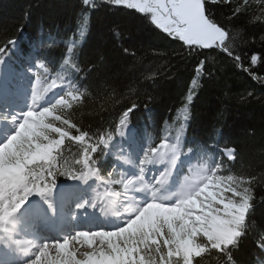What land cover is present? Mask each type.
Masks as SVG:
<instances>
[{
  "label": "snow or ice",
  "instance_id": "obj_1",
  "mask_svg": "<svg viewBox=\"0 0 264 264\" xmlns=\"http://www.w3.org/2000/svg\"><path fill=\"white\" fill-rule=\"evenodd\" d=\"M82 3L92 10L115 6L120 11H128L141 25L160 30L167 38L186 46L190 54L194 52L196 56L205 57L197 63L195 78L185 97L184 123L177 129L175 137L165 136L156 146L146 145L137 159L125 150L124 138L131 127V117L140 105L132 102L122 109L118 123L109 130L101 129L92 134L74 122L68 111L86 94L81 90V78L104 74L106 65L99 62V56L95 57L97 63L91 68H81L75 59L76 41L69 40L61 56L60 71L55 72L51 83L47 82L45 74L54 69L45 61H38L33 72L31 106L21 114L18 122L12 118L16 123L15 132L0 143L6 163L15 166V170L6 174L0 189V248L24 255L28 258L25 264L63 262L65 250L71 264H85L91 253L79 250L82 244L78 233H120L123 229L129 233L125 240L133 250L128 264H133V259L142 264H208L209 258H214L215 264H238V254L244 248L250 230L259 227L261 234L257 247L264 252V224L258 225L254 218L258 194L259 202L264 203V175L259 178L255 175H220L223 164L209 162L208 146L188 142L185 137L189 105L200 86V79L206 83L215 80L213 66L206 67L205 62L216 57L209 56L204 50L223 54L232 61L234 68L248 72L253 79H261L244 66V59L252 66L264 68V52L249 57L247 51L257 42L264 48V0H82ZM218 5H234L230 9L231 15L226 17L231 27L214 18L213 7ZM242 18L246 23L237 24L236 21ZM84 23L80 36L85 34ZM110 31L113 43L122 40L123 32L118 24L111 26ZM15 42L8 40L7 45ZM7 45L0 47V63ZM40 47L46 49L48 45L43 41ZM116 51L125 64L139 59L133 48L121 47ZM129 87H132L131 83ZM57 88L62 89V93L53 103L41 107L40 101ZM61 105L65 106L63 110ZM45 109L54 118L41 123ZM37 114L38 118L33 119ZM33 125L36 132L29 136L26 133L31 132ZM72 130L77 134L74 135ZM118 144L116 163L135 167L138 169L136 175L122 174L117 179L110 172L107 177L102 174V155H112ZM73 145L76 146L74 154ZM25 153H35L40 158H26ZM226 157L234 161L235 148H228ZM194 158L195 163H192ZM186 161H189L188 165H185ZM157 165L163 167L157 170ZM185 167L186 174L182 171ZM178 170L180 178L176 189L165 192ZM149 172L152 173L151 180L146 178ZM57 175L85 183L94 181L96 188L91 206L99 205L103 210L101 206L108 202L123 203L126 200L132 205V211L120 227L77 230L60 240L43 243L21 236L14 230L18 229L17 225L13 229L7 228L6 225L15 220L34 195L47 206L49 213L55 214L56 208L50 198L57 187ZM129 190L144 193L146 199L128 198ZM86 206H89L88 201L77 207ZM145 217H151L147 227L142 224ZM43 219L37 214L35 223L39 224ZM100 251L111 254L108 249L101 248Z\"/></svg>",
  "mask_w": 264,
  "mask_h": 264
},
{
  "label": "trees",
  "instance_id": "obj_2",
  "mask_svg": "<svg viewBox=\"0 0 264 264\" xmlns=\"http://www.w3.org/2000/svg\"><path fill=\"white\" fill-rule=\"evenodd\" d=\"M233 6H214V18L231 27L226 17L231 15ZM82 23L84 36L79 35ZM236 23L246 21L242 18ZM114 24L123 32L122 40L115 43L110 31ZM13 39L20 41L21 52L33 47L37 58L54 69L49 74L53 76L60 71L61 56L69 40L76 41L75 59L81 68H91L99 56V62L106 65L105 72L81 78V90L86 94L68 110L73 121L90 134L109 130L118 123L122 109L135 102L140 106L131 117V127L141 143L148 140L153 146L165 136L175 137L184 123L185 97L195 78L197 63L205 59L194 52L190 54L186 46L161 31L141 25L128 11L115 6L92 10L82 0H0V47ZM43 41L48 45L46 49L40 47ZM121 47L133 48L139 59L125 64L116 51ZM247 51L250 57L261 54L264 48L257 42ZM206 53L216 57L205 62L206 67L213 66L215 80L206 83L200 79L189 105L186 140L208 146L213 155H219L220 149L235 148L236 159L223 160L224 173L259 178L264 175V68L252 66L244 59V66L261 78L253 79L248 72L234 68L223 54ZM75 151L73 145V154ZM117 155L113 159L108 153L102 155L100 167L105 177L113 171ZM61 180L57 175L56 181ZM259 199L258 194L254 218L261 225L264 203ZM260 234L259 227L250 230L238 254V264H264V252L257 247ZM208 264H215V259L209 258Z\"/></svg>",
  "mask_w": 264,
  "mask_h": 264
},
{
  "label": "rangeland",
  "instance_id": "obj_3",
  "mask_svg": "<svg viewBox=\"0 0 264 264\" xmlns=\"http://www.w3.org/2000/svg\"><path fill=\"white\" fill-rule=\"evenodd\" d=\"M17 47L18 44L16 42V44H14L11 47V53L14 54L17 52ZM17 60V65L12 63V60L10 57H6L4 58V61L2 62L3 64H0V80H3L4 85H8L10 87V93H9V98H7V103H0L2 106L0 109L3 111H0V120L4 117V122H0V125L2 126V129H4V124L5 127H8L7 129V133L5 134L6 137H0L3 138L2 140H6V138L8 136H10L11 134H13L15 132L16 129V123L13 122L12 118L15 117L17 122H18V118H20L21 114L25 112L26 108L27 111L29 110L30 106H31V94H32V89H33V84H34V76H33V72L36 69L37 66V60L35 59L34 55L32 54H19L18 57L16 58ZM9 75L12 78V83L17 87V89H15L16 87L11 83V78L9 77ZM45 78L47 79L48 83H51V79L52 78H48L45 75ZM4 88V87H3ZM14 88V90H12ZM13 91V92H12ZM63 90L57 88L55 90V96L52 99H49L47 101H43V99L40 101V106H47L50 105L51 103H53L54 99H56L61 92ZM53 93V92H52ZM13 95V96H12ZM26 95V96H25ZM27 97V100H26ZM56 97V98H55ZM21 98L22 101L19 102L17 104V102H13L15 99ZM18 101V100H17ZM44 103H48L46 105H43ZM1 106V105H0ZM20 107H26V108H20ZM18 108H20L18 110ZM18 110V111H17ZM4 113V115H3ZM18 114V115H17ZM18 118H17V116ZM39 116V114H37V117H34L33 119H37ZM27 118V117H26ZM49 118H53L52 113H49L47 109L44 110V116L43 118H41L40 122L43 123L44 120H47ZM1 129V131H2ZM0 131V132H1ZM36 132V126L33 125L31 132L30 133H26L29 136L32 133ZM8 135V136H7ZM132 134L131 131L128 132V135L124 138V140L126 141V143L124 144L125 150L132 152L133 155L138 159L140 157V155L142 154V152L144 151V148L146 147V145L142 146L141 144H139L136 139H132ZM130 144V148L128 147V145ZM0 150H2L3 155H1L0 157V171L4 169L6 170V168H15L14 165L10 164V163H6V159H5V154L3 152V149L0 148ZM118 150H119V144H118ZM224 158L227 159L226 157V153L224 152ZM25 157L26 158H31V159H39L40 156L32 153H25ZM209 158V162L210 163H222V160L216 157H211L208 155ZM195 162V158L193 159V162ZM17 164H19V161H17ZM189 161L185 162V165H188ZM116 168H118L119 172H118V177L120 178V176L122 174H126L125 170L123 169V167L119 166V164L116 166ZM150 168V167H149ZM135 173L128 174L129 176H134L136 175V172L138 171V169H136L135 167H133ZM179 171V170H178ZM177 171V172H178ZM183 172L186 174V167L183 169ZM220 175H225L223 169L222 171L219 173ZM63 176V175H62ZM176 176L177 173L175 174V176H173L171 178V182L169 185H167L165 187V192L169 191H173L176 189L178 183H179V179H178V183L175 185V181L176 180ZM64 177H68V176H64ZM116 177V178H118ZM118 178V179H119ZM147 179L151 180L152 176H151V172H149V175L147 174ZM179 178H180V174H179ZM4 179L2 181H0V189H2L3 186V182ZM173 184V186H172ZM168 189V190H167ZM122 190V189H121ZM131 193H135V197L136 199H146V196L141 197L140 198V192H134L132 190H129L127 193V197L131 196ZM138 193V194H137ZM90 194V200L92 199L93 194ZM144 194V193H143ZM145 195V194H144ZM36 197L35 195L30 197L28 201H30L31 198ZM36 199L39 201L38 197H36ZM36 199H32L30 201V203H33L36 201ZM89 200V201H90ZM40 203V202H39ZM26 206V205H24ZM32 206H36V205H32ZM118 206L123 207V211H125L126 214H130L132 211V207H128L127 206V201L125 200L123 203L118 202ZM151 221V217H145V219L142 221V224L147 227V225L150 223ZM122 226V225H120ZM119 226V227H120ZM117 228V227H116ZM74 229V228H73ZM85 230V229H83ZM90 230H96L94 228H90ZM76 231V230H75ZM98 232H85L83 234L78 233L77 235H90V234H95ZM135 233L133 232V235ZM68 235V234H67ZM129 235L128 232H125L123 229L121 230L120 233H112V232H104V233H100V235L95 236V240H93L92 246H81V251H83L84 249L88 251V253H91L85 262V264H128V260L130 257H133V250L128 247V244L125 240V237H127ZM101 244V245H100ZM121 244L124 245V247H121ZM92 247L94 249H92ZM96 247H98L96 249ZM104 248V249H108L110 251L111 254H105L104 252L99 251V249ZM94 251L96 252V256L93 257ZM93 253V254H92ZM65 255V259L63 262H57V264H71V260L68 258V255L66 253H64ZM77 264H79V262H77ZM133 264H142V262L137 261L135 259H133Z\"/></svg>",
  "mask_w": 264,
  "mask_h": 264
},
{
  "label": "bare ground",
  "instance_id": "obj_4",
  "mask_svg": "<svg viewBox=\"0 0 264 264\" xmlns=\"http://www.w3.org/2000/svg\"><path fill=\"white\" fill-rule=\"evenodd\" d=\"M1 64H3V63H1ZM4 83L5 82H3V80H0V103H7V98H9L8 96L10 93V87L8 85L5 86ZM54 96H55V91L53 93L51 92V93L47 94L45 96V98H43V101H47L49 99H52ZM1 129H2V126L0 125V131H1ZM129 131H131V129H129ZM131 134H132V131H131ZM2 139L3 138H0V143L4 142V140H2ZM1 153H2V150H0V157H1V155H3ZM121 166L123 167V169L125 170V172L127 174L132 175L133 173H135L132 166L122 165V164H121ZM149 167L151 168L152 166H149ZM155 167L158 170V169L162 168L163 166L157 165ZM13 170H15V168H10V169L6 168V170L4 169V171L1 170L0 171V181H2L5 178L6 174H8L9 172H11ZM151 176H152V173H151ZM173 176H175V174ZM75 186H77V184H75L73 186L74 187L73 193L71 194V192H70L68 195H66L64 197L66 199V201L63 203V206H62V209L64 211L63 213L69 214L71 216H74V214H73L74 203H75V205H76V203H78L77 202L78 198L83 197V199H86V201H88V202L90 200V194L89 193L81 194L82 190H78V192H76ZM172 186H173V184H172ZM79 192H80V195H79ZM65 193H67V192H65ZM143 196L145 197V195L143 193H140V198ZM134 197H135V193H131V196H128V198H134ZM32 199H36V197L31 198L30 201ZM32 205H36V206H32ZM97 206L99 209V213H94L90 217V220H89L90 224H91L90 228L112 229V228L119 227L120 225H122L124 223L126 215H128L125 213V211H123V207L119 208L118 202H108V203L102 205L101 207L103 210H101L99 205H97ZM127 206L132 207V205L130 204L129 201H127ZM45 207H47V206L39 203V201L36 199L35 202L30 203L26 206H23V208L19 212L21 219L17 220L15 218V220L10 222L9 224H7L6 227L9 229H13V226L17 225L18 229H14V230H18L21 236L26 237L28 239H31V240L35 241L36 243L48 242V240H44V241L37 240L38 235L35 234V236H33L30 233V231L27 229V223L25 221H23L24 216L27 215L28 212L33 213V215H35V216L37 214L44 216ZM24 213H26V214H24ZM74 231H75V229L72 228V229L66 231L64 236H67V234L70 235ZM98 235H100V233H95V234H90V235H88V234L87 235H81L82 246H92L93 240H95V238H96L95 236L98 237ZM64 236H62V237H64ZM97 248L98 247H96V249ZM92 249H94V248L92 247ZM79 250L81 251V247ZM99 251H100V249H99ZM81 252L88 253V251L85 249ZM64 253H66L68 255V258H69V253L66 250ZM95 256H96V252L94 251L93 257H95ZM26 259H28V258L25 257L24 255H21V254L19 255V254L14 253L10 250L0 254V264H2V262H3V264H25ZM81 259H83V257H81Z\"/></svg>",
  "mask_w": 264,
  "mask_h": 264
},
{
  "label": "water",
  "instance_id": "obj_5",
  "mask_svg": "<svg viewBox=\"0 0 264 264\" xmlns=\"http://www.w3.org/2000/svg\"><path fill=\"white\" fill-rule=\"evenodd\" d=\"M205 52H207L208 50H204Z\"/></svg>",
  "mask_w": 264,
  "mask_h": 264
}]
</instances>
